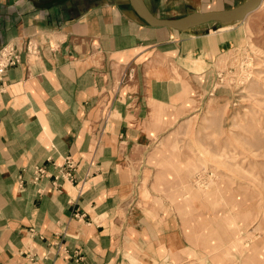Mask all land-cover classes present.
<instances>
[{"label": "crops", "instance_id": "crops-1", "mask_svg": "<svg viewBox=\"0 0 264 264\" xmlns=\"http://www.w3.org/2000/svg\"><path fill=\"white\" fill-rule=\"evenodd\" d=\"M209 1L145 0L163 18ZM200 28L152 26L131 0H0V47L22 51L0 90V264L165 263L161 218L126 220L136 164L181 111L186 76L230 44ZM68 156L75 179L56 180Z\"/></svg>", "mask_w": 264, "mask_h": 264}, {"label": "rangeland", "instance_id": "rangeland-1", "mask_svg": "<svg viewBox=\"0 0 264 264\" xmlns=\"http://www.w3.org/2000/svg\"><path fill=\"white\" fill-rule=\"evenodd\" d=\"M218 30L229 46L197 60L181 111L134 170L126 226L142 231L144 210L161 218L164 264H264V0L242 20L198 31Z\"/></svg>", "mask_w": 264, "mask_h": 264}, {"label": "water", "instance_id": "water-1", "mask_svg": "<svg viewBox=\"0 0 264 264\" xmlns=\"http://www.w3.org/2000/svg\"><path fill=\"white\" fill-rule=\"evenodd\" d=\"M142 18L152 26H167L177 30L210 24H228L242 20L257 10L263 0H245L235 7L222 10L194 11L175 18L159 17L152 12L145 0H131Z\"/></svg>", "mask_w": 264, "mask_h": 264}, {"label": "built area", "instance_id": "built-area-1", "mask_svg": "<svg viewBox=\"0 0 264 264\" xmlns=\"http://www.w3.org/2000/svg\"><path fill=\"white\" fill-rule=\"evenodd\" d=\"M40 45L34 39H28L26 43V50L28 53H37ZM22 62V51L15 43H7L0 47V90L4 86L5 75L9 68L16 66ZM63 171L56 176V180L60 177L74 180L76 176V163L71 156L66 157L65 163L62 164ZM66 168V169H65ZM46 168L37 166L35 179L39 180L46 174Z\"/></svg>", "mask_w": 264, "mask_h": 264}, {"label": "bare ground", "instance_id": "bare-ground-1", "mask_svg": "<svg viewBox=\"0 0 264 264\" xmlns=\"http://www.w3.org/2000/svg\"><path fill=\"white\" fill-rule=\"evenodd\" d=\"M228 27H226V29H227ZM221 29H223V28H221Z\"/></svg>", "mask_w": 264, "mask_h": 264}]
</instances>
